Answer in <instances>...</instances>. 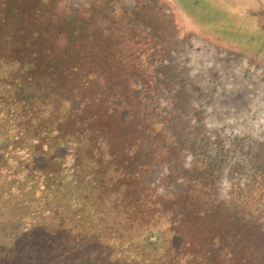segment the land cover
Segmentation results:
<instances>
[{"label":"trees","instance_id":"1","mask_svg":"<svg viewBox=\"0 0 264 264\" xmlns=\"http://www.w3.org/2000/svg\"><path fill=\"white\" fill-rule=\"evenodd\" d=\"M109 2L0 0V264H264V228L212 180L170 198L146 184L154 165L182 164L139 114L115 110L113 94L136 99L112 35L177 4H122L113 31Z\"/></svg>","mask_w":264,"mask_h":264},{"label":"rangeland","instance_id":"2","mask_svg":"<svg viewBox=\"0 0 264 264\" xmlns=\"http://www.w3.org/2000/svg\"><path fill=\"white\" fill-rule=\"evenodd\" d=\"M91 1L69 4L84 9ZM137 1L110 0L113 31L121 5ZM172 1L170 20L145 9L151 28L113 33L112 63L136 99L125 106L113 94L115 110L139 114L176 151L182 168L154 165L144 178L158 194L170 198L189 181L212 180L218 201L237 204L246 219L251 209L252 223L264 228V0Z\"/></svg>","mask_w":264,"mask_h":264},{"label":"flooded vegetation","instance_id":"3","mask_svg":"<svg viewBox=\"0 0 264 264\" xmlns=\"http://www.w3.org/2000/svg\"><path fill=\"white\" fill-rule=\"evenodd\" d=\"M254 53L257 54V51L254 50ZM259 57V56H258ZM258 57L256 59H258Z\"/></svg>","mask_w":264,"mask_h":264}]
</instances>
